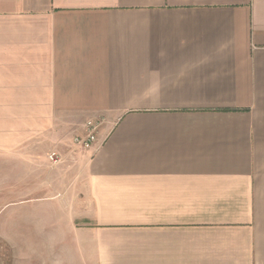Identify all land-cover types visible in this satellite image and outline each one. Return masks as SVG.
<instances>
[{
    "label": "crops",
    "instance_id": "0c3cea01",
    "mask_svg": "<svg viewBox=\"0 0 264 264\" xmlns=\"http://www.w3.org/2000/svg\"><path fill=\"white\" fill-rule=\"evenodd\" d=\"M30 149L68 264H264V0H0V150Z\"/></svg>",
    "mask_w": 264,
    "mask_h": 264
},
{
    "label": "rangeland",
    "instance_id": "374dc122",
    "mask_svg": "<svg viewBox=\"0 0 264 264\" xmlns=\"http://www.w3.org/2000/svg\"><path fill=\"white\" fill-rule=\"evenodd\" d=\"M90 120L100 123V132L107 123L106 116L93 114L79 120L65 138L74 141L85 135ZM50 151L30 149L28 163L19 164V153L0 150V264H68L67 246L58 243L67 230L65 224L58 225L54 207L59 192L38 191L44 185L52 189L55 183L53 165H40Z\"/></svg>",
    "mask_w": 264,
    "mask_h": 264
},
{
    "label": "built area",
    "instance_id": "2783aa9c",
    "mask_svg": "<svg viewBox=\"0 0 264 264\" xmlns=\"http://www.w3.org/2000/svg\"><path fill=\"white\" fill-rule=\"evenodd\" d=\"M100 123L95 120H90L85 126V135L83 137H77L74 139V143L84 150H92L95 147L100 146ZM49 159L53 164H59L61 158L57 153H51Z\"/></svg>",
    "mask_w": 264,
    "mask_h": 264
}]
</instances>
